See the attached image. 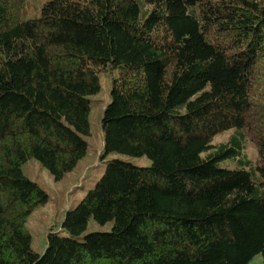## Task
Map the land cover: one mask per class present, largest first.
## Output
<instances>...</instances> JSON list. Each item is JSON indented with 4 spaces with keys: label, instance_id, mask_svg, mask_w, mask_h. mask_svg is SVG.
<instances>
[{
    "label": "trees",
    "instance_id": "16d2710c",
    "mask_svg": "<svg viewBox=\"0 0 264 264\" xmlns=\"http://www.w3.org/2000/svg\"><path fill=\"white\" fill-rule=\"evenodd\" d=\"M28 2L0 0V264L264 262V0ZM106 71L100 158L150 164L106 161L38 254L48 196L22 166L75 169Z\"/></svg>",
    "mask_w": 264,
    "mask_h": 264
},
{
    "label": "rangeland",
    "instance_id": "374dc122",
    "mask_svg": "<svg viewBox=\"0 0 264 264\" xmlns=\"http://www.w3.org/2000/svg\"><path fill=\"white\" fill-rule=\"evenodd\" d=\"M29 1V9L34 8L43 0H27ZM32 9H30L31 13ZM110 71L100 74V91L90 97L91 109L89 112L90 136L86 137L87 153L80 160L75 169L67 173L64 178L55 181L50 173L42 167V165L34 160H28L23 166L24 174L36 182L47 194L48 198L45 204L38 206L27 218L25 223L26 229L31 235V247L38 253L42 254L46 249V235L52 229L60 231V225L66 210L73 208L80 199L85 195L96 180L101 176L105 162L114 158L129 160L138 166H148L150 161L146 157L131 158L117 153H110L100 158L103 151V134L101 131V117L105 106L110 101L111 81L114 75ZM231 132H223L214 137L212 145H219L226 142ZM244 153L251 159L256 158V149L251 142H247ZM234 159H226L220 162V165L232 167L235 163ZM112 223L99 225L93 220L87 224L84 234L90 232L109 231ZM64 234V233H63ZM81 236V237H82ZM248 264H264L260 255L254 256Z\"/></svg>",
    "mask_w": 264,
    "mask_h": 264
}]
</instances>
